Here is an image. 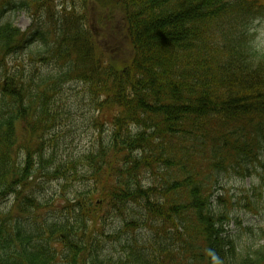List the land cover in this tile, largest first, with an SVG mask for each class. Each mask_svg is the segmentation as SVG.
Returning a JSON list of instances; mask_svg holds the SVG:
<instances>
[{"label":"trees","instance_id":"trees-1","mask_svg":"<svg viewBox=\"0 0 264 264\" xmlns=\"http://www.w3.org/2000/svg\"><path fill=\"white\" fill-rule=\"evenodd\" d=\"M52 4L0 0V16L34 17L26 31L0 22V264H264V226L261 244L224 236L236 207L260 213L261 192L214 191L216 175L264 166V48L250 29L264 0H102L95 27ZM33 45L51 69L9 68ZM70 83L90 93L98 134L58 161L48 136ZM39 179L56 200L33 195Z\"/></svg>","mask_w":264,"mask_h":264},{"label":"rangeland","instance_id":"rangeland-1","mask_svg":"<svg viewBox=\"0 0 264 264\" xmlns=\"http://www.w3.org/2000/svg\"><path fill=\"white\" fill-rule=\"evenodd\" d=\"M20 1L23 0H15V2ZM101 3L102 0H53L52 8L57 12L61 10L62 6H65L69 11L73 10V8L79 13L86 11L87 17H89L90 20V26L93 25L95 27L93 15L102 8L103 5ZM30 11L31 10L28 8L7 10L0 16V22L9 20L22 31H26L34 21V17L31 15ZM41 12H43V9ZM116 20L119 22L121 21L119 14L116 16ZM43 21L44 14H38L35 23L41 24ZM250 29L254 38L253 44L256 47L264 48V16L255 19ZM116 44L119 43L116 42L115 45ZM122 44L123 43H120L121 46ZM37 48L36 45H33L25 51L12 56L9 59V68L13 69L15 66L21 64L24 68V75H29L35 70H38L40 74H44V72L51 69V67L41 66L39 61H35L34 57L30 59L29 56V50L32 49L36 51ZM129 49L128 52L131 54V47H129ZM57 97L58 99L54 102V111L57 112L56 124L50 136H48V139L51 141L49 143L50 146H56V159L60 161L68 157L78 156L91 148L98 134L96 127L93 125V119L97 117L99 113L95 111L90 93L83 84H66L62 87ZM58 124H60L59 127ZM103 127L107 129L106 124H104ZM260 162L264 164V149L260 157ZM33 186H35L33 195L41 202L44 203L48 200L57 199L56 192L59 190V187L54 182H44L43 179H39ZM262 186H264V166H260L256 170L254 169L250 176H245L243 178L239 177L234 171L216 175L215 193L220 194L226 192L228 195H233L234 200L239 198L242 191L247 192L256 189V192H261L262 194L263 200L258 203L260 213L253 214L236 207L235 211L232 213V215L234 214L236 217V221L232 219L225 227L224 236L227 238H234L239 248L244 247L245 244H261V240L258 239V230L261 226H264V188ZM74 188H77L76 184L72 185V188L69 190H77ZM254 201H258V199L255 198ZM10 203L11 200L9 201V204ZM3 206L4 205L1 204L0 210ZM43 215H46V212L40 211L39 216ZM116 226L117 221H112L110 222L109 228L113 229ZM137 234L141 241L146 240L147 236L144 232H139ZM105 251L106 254L109 253L118 258L120 255L118 254L120 251L119 243L116 241L115 244L108 243Z\"/></svg>","mask_w":264,"mask_h":264},{"label":"bare ground","instance_id":"bare-ground-1","mask_svg":"<svg viewBox=\"0 0 264 264\" xmlns=\"http://www.w3.org/2000/svg\"><path fill=\"white\" fill-rule=\"evenodd\" d=\"M94 121V120H93Z\"/></svg>","mask_w":264,"mask_h":264}]
</instances>
